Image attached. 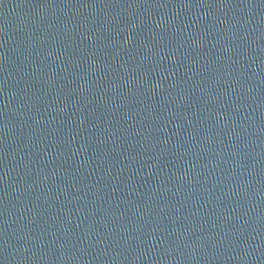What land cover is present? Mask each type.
Segmentation results:
<instances>
[{"label": "water", "instance_id": "obj_1", "mask_svg": "<svg viewBox=\"0 0 264 264\" xmlns=\"http://www.w3.org/2000/svg\"><path fill=\"white\" fill-rule=\"evenodd\" d=\"M0 264H264V0H0Z\"/></svg>", "mask_w": 264, "mask_h": 264}]
</instances>
